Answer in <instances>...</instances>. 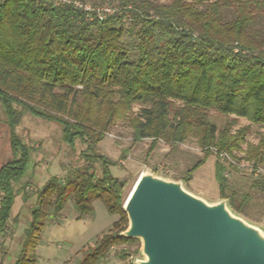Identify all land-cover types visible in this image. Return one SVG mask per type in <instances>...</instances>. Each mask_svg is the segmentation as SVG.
<instances>
[{"label": "trees", "instance_id": "trees-1", "mask_svg": "<svg viewBox=\"0 0 264 264\" xmlns=\"http://www.w3.org/2000/svg\"><path fill=\"white\" fill-rule=\"evenodd\" d=\"M86 1L0 0V106L13 152L0 169V236L17 197L29 198L20 185L33 149L17 134L25 113L57 124L71 148L86 146L88 163L36 193L13 264H37L50 217L57 220L69 201L79 220L93 214L95 201L119 217L80 264H101L114 247L137 243L120 237L130 225L129 182L114 178L116 163L95 151L119 124L135 141L197 140L204 157L183 180L192 181L215 154L220 199L240 216H248L251 196L230 187L238 168L220 155L264 165V138L244 152L248 129L233 130L240 118L264 127V0H100L118 4L102 18L75 4ZM211 112L235 118L219 129ZM255 181L264 188L263 177Z\"/></svg>", "mask_w": 264, "mask_h": 264}, {"label": "rangeland", "instance_id": "rangeland-1", "mask_svg": "<svg viewBox=\"0 0 264 264\" xmlns=\"http://www.w3.org/2000/svg\"><path fill=\"white\" fill-rule=\"evenodd\" d=\"M98 1L100 0H87L84 4L96 11L118 6L117 3L99 5ZM234 118V116L227 117L211 112V119L219 129ZM241 128L248 129L246 143L241 149L244 152L250 146L259 145L264 138V127L254 125L247 119H237V125L233 130L237 131ZM17 134L24 144L33 149L28 174L20 185L26 186L25 193L29 198L24 202L22 195L17 197L7 232L4 236H0L2 264H13L20 254L23 233L31 220V212L36 204V193L51 177L64 178L69 171L84 169L88 165L81 156L86 146L80 142H77L75 148L68 146L63 141L61 128L55 123L25 113L17 128ZM95 151L116 163L111 168L112 175L114 178L126 179L129 182L128 196L140 177L147 173L166 180L182 182L186 191L208 202L211 201V194L218 193L212 161L194 174L196 178L203 175L202 177L205 178L204 184L201 183L203 187L198 183L191 186L183 180L186 171L204 157L197 140L193 138L178 145L163 140H158L156 143L152 139L135 141L132 130L124 124H119L99 142ZM238 156L244 158V153H239ZM12 158L9 127L0 107V166ZM211 158L216 162L215 154ZM237 162L241 168L231 171L230 187L240 195L249 193L251 200L247 217L234 214L264 233V188L255 187L257 178L249 168L254 165L252 161L242 159ZM258 167L264 169V165ZM93 206V214L79 220L74 203L69 201L57 220L50 217L52 221H49L36 251L37 264H80L95 250L101 238L112 229V225L119 220V217L110 215L101 201H95ZM135 240L137 243L133 245L114 247L101 264H138V261L144 260L142 242L139 239Z\"/></svg>", "mask_w": 264, "mask_h": 264}, {"label": "water", "instance_id": "water-1", "mask_svg": "<svg viewBox=\"0 0 264 264\" xmlns=\"http://www.w3.org/2000/svg\"><path fill=\"white\" fill-rule=\"evenodd\" d=\"M139 239L138 264H264V233L234 214L228 200L209 203L182 182L143 174L124 207Z\"/></svg>", "mask_w": 264, "mask_h": 264}, {"label": "built area", "instance_id": "built-area-1", "mask_svg": "<svg viewBox=\"0 0 264 264\" xmlns=\"http://www.w3.org/2000/svg\"><path fill=\"white\" fill-rule=\"evenodd\" d=\"M56 2H58V3H61L62 2V0H56ZM76 4V6L77 7H81V8H84L86 11H95V10H93L92 8H90V7H88V6H82L80 3H75ZM103 12H105V13H109V14H111V13H113V10L112 9H110V8H105V9H102V10H98V13H99V15L98 16H100V18H102L104 15V13ZM220 158L221 159H223V160H227L230 164H232V165H234V166H237V168H241V165L240 164H237L235 161H233L227 154H225V153H222L221 155H220ZM250 168V171H252V173L254 174V177H256V178H260V177H264V169L263 168H261V167H258V166H251V167H249Z\"/></svg>", "mask_w": 264, "mask_h": 264}, {"label": "crops", "instance_id": "crops-1", "mask_svg": "<svg viewBox=\"0 0 264 264\" xmlns=\"http://www.w3.org/2000/svg\"><path fill=\"white\" fill-rule=\"evenodd\" d=\"M1 107V106H0ZM2 109V108H1ZM8 125V124H7ZM9 127V126H8ZM9 132H10V129H9ZM10 143H11V141H10ZM12 149V148H11ZM12 155H13V152H12ZM13 159V158H12ZM11 159V160H12ZM10 160V161H11ZM10 161H8V162H6V163H4V164H2L1 166H0V169L5 165V164H7V163H9ZM210 161H212V166H213V174H214V177H215V161L214 160H212V158H210V159H208V161L206 162V164H208V162H210ZM205 164V165H206ZM204 166V165H203ZM202 166V167H203ZM203 175H200L199 176V178L197 177H193V179H192V181H190L189 183H190V185L191 186H193V184L195 185V183H198V184H200V186H204V185H202L201 183H203L204 184V182H205V178L204 177H202ZM216 180V179H215ZM197 185V184H196ZM204 188H206V187H204ZM221 199H220V191H219V187H218V193H213V194H211V201H209L210 203H217V202H219Z\"/></svg>", "mask_w": 264, "mask_h": 264}]
</instances>
